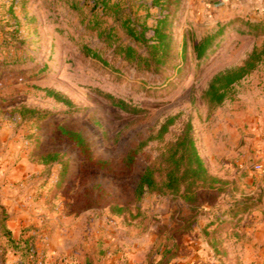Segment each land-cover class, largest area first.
Returning <instances> with one entry per match:
<instances>
[{"label":"rangeland","instance_id":"374dc122","mask_svg":"<svg viewBox=\"0 0 264 264\" xmlns=\"http://www.w3.org/2000/svg\"><path fill=\"white\" fill-rule=\"evenodd\" d=\"M154 1L28 0L11 10V0H0V264H248L243 259L254 255L244 232L256 224L262 197L212 173V139L219 129L226 136L228 120L248 108L250 119L263 113L256 108L264 103V57L221 106L210 108L203 95L217 73L264 46V0H181L172 19L173 64L158 75L123 62L99 37L134 45L124 23L155 26ZM207 36L215 45L198 61L193 46ZM109 94L142 112L113 106ZM172 118L164 139L146 145L134 171L124 172L127 153ZM189 123L210 173L228 182L226 192H203L194 206L150 193L138 202L145 168ZM61 128L81 131L95 160L110 161L116 173L87 162ZM50 153L63 155L65 171L40 162ZM97 186L105 191L100 201ZM114 204L127 212L112 214Z\"/></svg>","mask_w":264,"mask_h":264},{"label":"trees","instance_id":"16d2710c","mask_svg":"<svg viewBox=\"0 0 264 264\" xmlns=\"http://www.w3.org/2000/svg\"><path fill=\"white\" fill-rule=\"evenodd\" d=\"M28 0H11L9 8L24 5ZM181 0H155L153 7L160 9V16L156 25L149 28L146 24L137 25L133 21L124 23L128 36L133 40L134 45H124L119 41H114L110 33H99L105 46L113 48L114 54L121 57L123 62L135 66L138 71H145L155 75L164 74L167 68L173 64L174 37L172 35L173 14L179 6ZM215 45V37L207 36L199 43H195L193 51L196 60L203 61L209 57ZM137 48H143L140 52ZM86 52L100 62L107 64L102 55L97 50L85 48ZM264 57V46H255L247 59L242 65L227 69L217 73L209 83L204 92L203 100L210 108L221 106L227 99L228 91L238 82L245 79L253 73ZM46 95L53 98L59 103L67 106L71 101L54 90H46ZM107 98L113 106L130 113L138 115L142 112L137 108H132L124 100L117 99L112 95ZM21 113L35 115L34 109L22 108ZM175 119L168 120L160 129L156 138L142 142L137 148L131 149L122 163V170L132 173L138 156L151 141L157 139L162 141L164 136L169 133L170 127L174 124ZM62 135L74 144L80 152V155L94 167L115 174L116 169L108 160H95L92 146L88 139L81 131L74 129L61 128ZM40 162L45 165L60 164L65 171L67 162L64 161L63 155L59 153H50L43 155ZM228 182L213 176L205 162L203 161L198 149L196 139L193 134L192 125L189 123L182 130L176 141L170 143L164 149V152L152 161L144 170L135 189V198L139 202L146 193L156 194L159 196H170L180 198L185 203L192 206L199 204L200 194L207 192L210 194L222 195L226 192ZM96 189L99 193L98 201L104 196L105 191L101 186ZM88 205H92L88 202ZM238 206V205H237ZM234 207L233 209L237 208ZM240 207V206H239ZM110 212L115 215L123 216L127 208L119 205H111ZM238 214L239 211H236ZM216 233V232H214ZM212 242V239H211ZM213 243V242H212ZM215 248L216 245L213 244Z\"/></svg>","mask_w":264,"mask_h":264},{"label":"crops","instance_id":"0c3cea01","mask_svg":"<svg viewBox=\"0 0 264 264\" xmlns=\"http://www.w3.org/2000/svg\"><path fill=\"white\" fill-rule=\"evenodd\" d=\"M225 1V0H223ZM219 0H209V5H215ZM256 111H263L256 119H250L252 110L248 108L243 114L233 116L228 120L226 134L217 130L215 137L216 158L213 157L212 173L215 176L238 181L245 193L261 196L263 210L254 214L256 224L245 230L246 248L254 251L251 257L243 259L246 263L264 264V103L259 104ZM240 133V134H239ZM253 159V166L250 164ZM256 166H261L257 170ZM244 231V230H243Z\"/></svg>","mask_w":264,"mask_h":264},{"label":"water","instance_id":"95a60500","mask_svg":"<svg viewBox=\"0 0 264 264\" xmlns=\"http://www.w3.org/2000/svg\"><path fill=\"white\" fill-rule=\"evenodd\" d=\"M250 164H251V166H253V164H254V162H253V159H252V158H250Z\"/></svg>","mask_w":264,"mask_h":264},{"label":"built area","instance_id":"2783aa9c","mask_svg":"<svg viewBox=\"0 0 264 264\" xmlns=\"http://www.w3.org/2000/svg\"><path fill=\"white\" fill-rule=\"evenodd\" d=\"M256 169H257V170H261L262 167H261V166H256Z\"/></svg>","mask_w":264,"mask_h":264}]
</instances>
